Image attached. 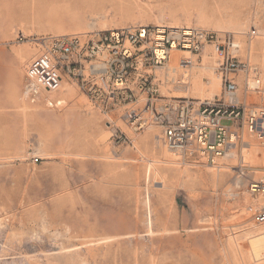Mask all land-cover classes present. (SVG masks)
I'll return each instance as SVG.
<instances>
[{"label": "rangeland", "instance_id": "obj_1", "mask_svg": "<svg viewBox=\"0 0 264 264\" xmlns=\"http://www.w3.org/2000/svg\"><path fill=\"white\" fill-rule=\"evenodd\" d=\"M139 26L235 34L264 91V0H0V264H264L249 245L264 233L253 222L264 198L248 191L264 175L253 136L215 168L195 167L170 154L155 128L133 136L118 123L134 144L113 146L106 118L72 86L51 95L57 108L23 99L38 49L29 39ZM177 56L192 61L190 83L170 82L182 72L167 65L157 73L168 76L162 95L220 96V79L207 95L219 78L210 47ZM263 91L243 100L264 107Z\"/></svg>", "mask_w": 264, "mask_h": 264}, {"label": "built area", "instance_id": "obj_2", "mask_svg": "<svg viewBox=\"0 0 264 264\" xmlns=\"http://www.w3.org/2000/svg\"><path fill=\"white\" fill-rule=\"evenodd\" d=\"M244 36L250 42L257 31ZM27 42L38 49L25 68L23 99L57 108L62 101L51 95L67 86L76 88L90 109L106 118L113 146L133 147L134 139L121 123L133 136L157 129L162 146L182 164L195 167L218 166L243 143L245 133L264 148V107L247 104L242 97L263 91L262 73L251 63L249 51L244 58L239 56L240 44L233 33L139 26L35 37ZM205 47L216 56L220 96L200 100L162 95L159 89L168 83V76L161 80L157 73L165 69L172 53L196 56ZM177 64L184 69L192 61L178 56ZM248 191L264 198V175L250 181ZM253 222L264 225V205L253 215Z\"/></svg>", "mask_w": 264, "mask_h": 264}, {"label": "bare ground", "instance_id": "obj_3", "mask_svg": "<svg viewBox=\"0 0 264 264\" xmlns=\"http://www.w3.org/2000/svg\"><path fill=\"white\" fill-rule=\"evenodd\" d=\"M177 53H181V52H173L172 53V56H171V61L168 63V66H167V69L169 70L168 73H172V74H175L177 72V68L179 70V66L177 64V60H178V56H177ZM182 54H187V53H182ZM186 56V55H185ZM188 70L189 69H182L180 68L179 71L182 72V76L181 78H179V80L175 81L173 80V84H177V85H181V86H188L190 81L188 80ZM214 76V75H212ZM189 77H190V74H189ZM219 78H215L213 81H212V86L210 87V83L208 84V87H210V90L209 92L207 93V95L209 96H212L214 95V93L218 90V87H219ZM195 83V82H194ZM201 84V83H200ZM177 92V91H176ZM184 95H188V91L186 90L185 92H183ZM175 96H180V94L176 95ZM186 97V96H185ZM246 173V172H245ZM244 175V173L242 172V176ZM249 245L251 247V249L254 251V252H260V251H264V233L259 236V237H256V238H253L252 240L249 241Z\"/></svg>", "mask_w": 264, "mask_h": 264}, {"label": "crops", "instance_id": "obj_4", "mask_svg": "<svg viewBox=\"0 0 264 264\" xmlns=\"http://www.w3.org/2000/svg\"><path fill=\"white\" fill-rule=\"evenodd\" d=\"M200 82H201V81H200ZM207 93H208V92H207ZM175 94H176V95H177V94L179 95V94H183V92H181V91H177V92H175ZM201 94L204 95V92H201ZM148 223H149V222H148Z\"/></svg>", "mask_w": 264, "mask_h": 264}]
</instances>
